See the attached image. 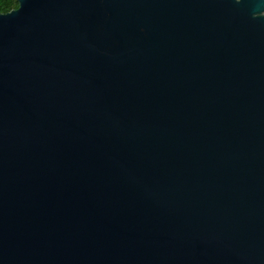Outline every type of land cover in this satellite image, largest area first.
<instances>
[{
	"label": "water",
	"instance_id": "water-1",
	"mask_svg": "<svg viewBox=\"0 0 264 264\" xmlns=\"http://www.w3.org/2000/svg\"><path fill=\"white\" fill-rule=\"evenodd\" d=\"M16 1L0 264H264V0Z\"/></svg>",
	"mask_w": 264,
	"mask_h": 264
},
{
	"label": "trees",
	"instance_id": "trees-1",
	"mask_svg": "<svg viewBox=\"0 0 264 264\" xmlns=\"http://www.w3.org/2000/svg\"><path fill=\"white\" fill-rule=\"evenodd\" d=\"M17 7L16 0H0V13L9 11Z\"/></svg>",
	"mask_w": 264,
	"mask_h": 264
}]
</instances>
